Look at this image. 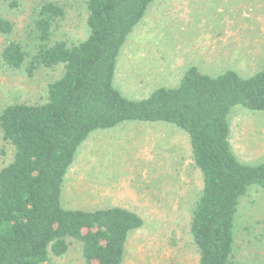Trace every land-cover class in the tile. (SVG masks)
I'll return each instance as SVG.
<instances>
[{
  "label": "trees",
  "instance_id": "trees-1",
  "mask_svg": "<svg viewBox=\"0 0 264 264\" xmlns=\"http://www.w3.org/2000/svg\"><path fill=\"white\" fill-rule=\"evenodd\" d=\"M154 0H86L87 35L77 43L55 40L64 6L42 0L33 28L34 50L11 40L5 66L32 76L62 66L42 102H13L0 114V134L12 158L0 170V264H46L77 243L84 264H123L131 232L143 226L136 211L115 205L68 208L66 175L83 142L96 130L131 121L168 122L186 131L202 181L189 232L198 264H235V216L242 198L264 189V161L236 156L229 116L241 105L264 110V68L243 77L229 69L213 76L189 67L173 87L130 99L114 85L122 47ZM15 25L0 18V33Z\"/></svg>",
  "mask_w": 264,
  "mask_h": 264
},
{
  "label": "rangeland",
  "instance_id": "rangeland-1",
  "mask_svg": "<svg viewBox=\"0 0 264 264\" xmlns=\"http://www.w3.org/2000/svg\"><path fill=\"white\" fill-rule=\"evenodd\" d=\"M41 1L0 0V18L15 25L12 35L0 33V114L13 102L44 101L48 85L63 73L62 66L41 67L30 76L1 60L11 40L34 50ZM52 1L66 11L54 39L82 40L86 0ZM191 66L213 76L233 69L249 77L263 69L264 0H154L121 49L114 85L138 99L157 87L176 86ZM229 121L239 160L249 165L264 161V110L237 105ZM125 124L96 130L80 146L66 175L64 206L90 209L117 202L139 213L144 224L131 232L123 264H198L189 224L202 181L186 131L168 122ZM12 154L0 134V170ZM100 193L110 198L101 201ZM234 257L235 264H264V189H252L240 201ZM46 264H84L80 246L75 243L68 254Z\"/></svg>",
  "mask_w": 264,
  "mask_h": 264
},
{
  "label": "crops",
  "instance_id": "crops-1",
  "mask_svg": "<svg viewBox=\"0 0 264 264\" xmlns=\"http://www.w3.org/2000/svg\"><path fill=\"white\" fill-rule=\"evenodd\" d=\"M124 125H126L125 123L123 124V126ZM112 129V128H111ZM126 174H129L130 175V173H128V172H125ZM125 173H123V174H125ZM122 174V175H123ZM121 175V176H122ZM65 182H66V180H65ZM64 186H65V184H64ZM101 193L103 194V195H106V193H108V192H104V191H101ZM101 193L99 194V200H101V201H105V200H108L110 197L109 196H103V198H102V195H101ZM63 194H64V188H63V193H62V200H63ZM111 197H113L112 196V194H111ZM102 198V199H101ZM114 200V199H113ZM114 202V201H113ZM115 205H122V203H117V202H114L113 204H109V205H97V206H94V207H91L90 209H94V208H99V207H109V206H115ZM122 206H124V204L122 205ZM126 206V205H125ZM124 206V207H125ZM84 209H86V208H84ZM130 209V208H129Z\"/></svg>",
  "mask_w": 264,
  "mask_h": 264
}]
</instances>
